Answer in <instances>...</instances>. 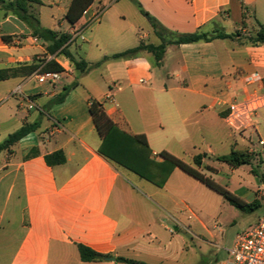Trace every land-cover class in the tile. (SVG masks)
<instances>
[{
    "label": "crops",
    "instance_id": "crops-1",
    "mask_svg": "<svg viewBox=\"0 0 264 264\" xmlns=\"http://www.w3.org/2000/svg\"><path fill=\"white\" fill-rule=\"evenodd\" d=\"M71 1L42 0L33 8L44 28L71 35L67 48L89 64L86 72L63 54H49L25 22L0 9V69L40 64L29 75L0 81V101L12 94L0 105V142L24 124L39 123L11 152L0 153V264H127L117 258L179 264L178 229L163 226L161 218L174 219L178 202L192 200L203 183L175 168L159 187L101 155L89 107L99 102L120 129L145 138L157 161L167 152L193 165L205 154L199 170L221 177L218 182L249 203L264 181L252 174L244 180L229 165V173L221 166L209 170L208 162L223 156L216 150L238 145L225 132L224 116L251 88L243 78L255 72L264 78V43L249 41L257 22L264 26V0H94L64 30ZM192 33L238 35L172 43ZM163 42L160 60L146 50L111 58ZM52 59L64 69L61 79L39 83L38 70ZM35 148L38 154L27 157ZM57 151L65 161L48 164L46 156ZM79 245L107 257L82 261Z\"/></svg>",
    "mask_w": 264,
    "mask_h": 264
},
{
    "label": "trees",
    "instance_id": "trees-1",
    "mask_svg": "<svg viewBox=\"0 0 264 264\" xmlns=\"http://www.w3.org/2000/svg\"><path fill=\"white\" fill-rule=\"evenodd\" d=\"M93 2L94 0H72L65 14V19L69 25H75L88 7L93 4ZM33 5H43V2L42 0H0V9L13 13L20 20L25 22L32 29V35L43 40L47 44L46 50L49 54H63L73 63L77 70L86 72L90 68L89 64L84 60L75 59L67 48L66 44L69 42L71 35L67 32L60 33L44 28L41 25ZM141 12L148 17L152 27L158 30V24L144 11L141 10ZM257 23L258 30L255 36L249 37V41L253 44L264 43V26L259 22ZM237 35L238 33L233 35L218 33L214 36H209L205 33L183 34L178 35L172 43L188 44L199 41L209 42L215 38H232ZM3 39L8 41L7 37H4ZM165 45L166 44L164 42L158 46L144 45L141 43L139 46L126 50L122 53L115 54L111 58L120 59L133 57L140 51L146 50L153 53L157 60H160L164 53ZM39 66L40 64H31L15 68L0 69V81L13 77L29 75L35 72ZM63 71L64 69L54 59H52L48 61L40 70H38V73H62ZM74 85L75 84L65 88L64 92L56 99V103H61L66 97L68 91L74 87ZM89 111L93 118L96 130L101 137V144L98 149L99 153L117 165L133 172L140 178L145 179L156 186L162 187L166 183L171 172L175 168H179L189 176L206 185L211 190L222 195L225 200L229 202V204L242 211H253L260 206L258 202L246 203L242 201L225 187L219 185L202 173L199 168L203 164V159L206 157L205 154H200L194 157V166L167 152H162L160 155L162 157V161H157L152 157V151L147 140L145 138L134 137L128 132L120 129L108 117L99 102L91 101ZM38 127V122L24 124L21 128L9 134L2 142H0V153L3 151L11 152V148L20 139L29 133L36 131ZM37 154L38 150L35 148L31 150L27 157H32ZM252 158V154L247 151L232 149L229 154L217 157V160L236 169L242 165L250 164ZM46 160L48 164H61L65 161V157L62 151H57L46 156ZM208 169L210 170L211 168L208 167ZM252 173L264 181V174L260 173L255 168H252ZM78 249L82 261H100L107 257L83 245H79ZM117 261L125 262L127 264H144L124 258H117Z\"/></svg>",
    "mask_w": 264,
    "mask_h": 264
},
{
    "label": "rangeland",
    "instance_id": "rangeland-1",
    "mask_svg": "<svg viewBox=\"0 0 264 264\" xmlns=\"http://www.w3.org/2000/svg\"><path fill=\"white\" fill-rule=\"evenodd\" d=\"M66 0H62V5ZM57 15V19L61 15L57 11H53ZM64 30L69 28V24L64 22ZM43 59V56L40 57ZM12 94L8 97L11 98ZM8 98L0 101V105L8 100ZM261 129L264 133V109L259 111ZM225 132L238 142L235 150L249 152V149L258 150L256 146L248 147L243 144L241 137L234 134L228 126L225 127ZM257 136L253 135V141H256ZM243 145V146H242ZM245 145V146H244ZM242 146V147H241ZM217 155H227L230 153L229 148L216 150ZM252 154L250 164L242 165L236 171V175L246 180L251 177L252 168H255L264 174V163ZM223 168L224 172L229 173L228 165L216 161L212 157L208 162V167L212 169ZM135 180L138 177L130 175ZM206 176L214 180L219 185L225 187L222 182H218L221 177L215 176L214 173H206ZM259 183H262L260 178ZM194 192V197L184 204L179 201L175 209V218L172 219L166 213L161 218L163 226L168 225L172 229L177 228L176 236L180 238L183 251L180 254L179 264H218L226 259L227 250L234 243L236 235L250 227L256 225L258 220L264 216V190L257 189L254 192V197L249 203L258 202L260 206L253 211H242L231 204L219 193L211 190L206 185H199ZM165 234V233H164ZM168 235V233H167Z\"/></svg>",
    "mask_w": 264,
    "mask_h": 264
},
{
    "label": "built area",
    "instance_id": "built-area-1",
    "mask_svg": "<svg viewBox=\"0 0 264 264\" xmlns=\"http://www.w3.org/2000/svg\"><path fill=\"white\" fill-rule=\"evenodd\" d=\"M99 15H96L94 21ZM39 83L55 84L61 79L59 72L36 75ZM246 88L242 96L229 103L224 121L228 128L246 141L248 147L256 146L257 151L249 149L264 161V133L261 129L259 111L264 109V78L252 73L243 78ZM253 135L257 136L253 141ZM218 264H264V216L256 225L239 232L233 245L227 250V257Z\"/></svg>",
    "mask_w": 264,
    "mask_h": 264
}]
</instances>
